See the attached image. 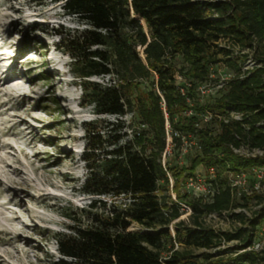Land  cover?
<instances>
[{"label":"trees","instance_id":"obj_1","mask_svg":"<svg viewBox=\"0 0 264 264\" xmlns=\"http://www.w3.org/2000/svg\"><path fill=\"white\" fill-rule=\"evenodd\" d=\"M54 1H62L63 10L86 25L75 33L56 31V45L70 57V71L80 80L81 104L92 106L98 115L133 112L144 126L134 128L119 118L103 125L84 124L81 158L87 173L80 191L126 201L107 205L92 199L85 210L88 225L53 234L62 256L54 264H264V247L248 248L264 221V190L250 196L261 205L245 226L222 231L204 223L208 214L238 206L226 173L264 168V0ZM220 37L253 49L257 65L244 77L235 74L220 96L199 105L197 85L209 79L213 67L222 62L238 73L246 56L231 57L228 49L215 43ZM177 58L183 63L178 68ZM177 74L182 81H177ZM100 75L112 79L106 83L89 79ZM149 78L146 95L132 97L136 80ZM190 107L196 113L232 109L247 115L244 125L220 121L215 128L197 127L198 116L184 114ZM166 121L172 130L197 138L199 152L187 166L162 164ZM241 145L261 149L263 155L235 153L233 148ZM199 165L214 169V177H207L214 189L209 200L180 191ZM179 202L191 210L188 223L177 220L182 213ZM233 216L244 220L242 213ZM132 223L153 230H128ZM174 239L205 249L231 240L238 243L223 253L196 255L174 249ZM163 250L168 255L162 256Z\"/></svg>","mask_w":264,"mask_h":264},{"label":"rangeland","instance_id":"obj_2","mask_svg":"<svg viewBox=\"0 0 264 264\" xmlns=\"http://www.w3.org/2000/svg\"><path fill=\"white\" fill-rule=\"evenodd\" d=\"M85 27L80 19L63 10L62 1L0 0V264H54L62 256L53 234H69L71 226L88 225L85 210L92 199H100L107 205L126 201L123 197L92 196L80 191L87 173L81 158L84 124L103 125L119 118L134 128L144 127L133 112L121 117L98 115L92 106L81 104L80 80L70 71V57L56 45V31L75 33ZM248 53L254 57L253 51ZM176 62L177 68L183 65L179 58ZM212 71L214 77L234 72L222 62ZM89 79L106 83L112 77L100 75ZM151 79L136 80L131 88L132 97L145 96L151 88ZM223 91L222 87L214 95L196 93L195 101L203 105ZM204 124L216 127L213 119L200 122ZM187 141L191 144L186 152L181 154L180 147L172 151L168 159L171 164L187 166L198 154L197 138L189 136ZM240 152H248L245 145ZM195 172L205 190L195 193L192 187L181 186L180 191L209 200L212 192L207 183L208 172L202 165ZM243 173L241 177L234 172L225 174L229 184H236L234 199L238 206L207 215L206 225L232 231L245 226V221L259 208L261 201L250 196L256 186L258 193H262L264 176L260 179L251 170ZM182 212L179 219L188 223L187 212ZM233 213H242L244 220H238ZM169 228L174 234L175 226L171 224ZM128 230L153 229L132 223ZM237 243L231 240L205 249L187 245L183 239L173 240L174 248L196 255L223 253ZM253 243L257 249L264 247V221L256 228ZM161 254L166 256L168 252L163 250Z\"/></svg>","mask_w":264,"mask_h":264},{"label":"built area","instance_id":"obj_3","mask_svg":"<svg viewBox=\"0 0 264 264\" xmlns=\"http://www.w3.org/2000/svg\"><path fill=\"white\" fill-rule=\"evenodd\" d=\"M218 47L220 48H226L230 51V56L231 57H235V56H240L242 54H245V58L243 60V62L239 65V71L238 73H231L229 75L226 76H219V77H214L213 76V71H211L209 79L206 80L203 83H200L197 85V93L201 94V95H214L216 92L217 88H222L227 80H229L230 78H232L235 74L239 77H244L246 76L249 71L257 65L256 61L254 60V57H252L248 51L251 50L253 51V49H251L250 47H241L238 43L234 42L233 40L229 39V37H220L216 42ZM181 75L177 74L176 75V79L177 81H182L181 79ZM189 101V100H188ZM189 105H192V102H189ZM185 115L187 116H192V115H197L198 119H199V123H196L195 126L200 127V122H207V121H211L212 119L215 120L216 122H223V123H228L231 121H237V122H241L242 125H244L243 123V119L246 117V113L245 112H241V111H236V110H226L223 113H217V112H211L208 110L205 111H201V112H195L194 109H192L191 107L189 109H187L184 112ZM189 136H193L191 134L189 135H183L181 134L179 131L177 130H172L168 124V122H165V147L162 151L161 154V158H162V164L165 165V163L168 161V159L171 157L172 155V151L175 148H179V150H181V154H183L184 152H186L187 147L190 146V142L187 141V137ZM177 139H179V142H177ZM242 146V145H241ZM240 146V147H241ZM248 152L247 153H242L240 152V147L239 148H233V151L235 153H238L240 155L243 156H255V155H263V151L261 149L258 148H249L247 145H245ZM264 168L262 167H252L251 171L253 172H257L258 176L260 177V179L263 178L264 176ZM208 178H213L214 177V169L210 168L208 171ZM237 177H241L244 175L243 172L241 173H235ZM173 180L170 177V187L172 186ZM207 183L209 184L208 187L210 188L212 195L214 193V189L211 186V183H209L207 181ZM232 187H235L236 184L231 183L230 184ZM185 187H192V189L195 191V193L197 191L201 192L203 190H205V188L202 187V185L200 184V179L198 177V175H196L195 172V176H191L189 177L186 182L184 183ZM255 190L257 192H260L259 187L256 186L254 187ZM173 200H176L175 194L171 191L170 192ZM179 206H180V211H186L187 214L189 215L191 210L190 208L185 205L184 203L179 202ZM183 213V212H182ZM181 213V214H182ZM212 214V213H210ZM209 215V214H208ZM181 216V215H180ZM179 216V218H180ZM177 220H180V219ZM231 231V230H230ZM258 246H254V243H252L251 247H248L249 249L252 248L254 250H259L257 249ZM174 248V247H173ZM176 249V248H174ZM168 255V254H167ZM163 263V262H162Z\"/></svg>","mask_w":264,"mask_h":264}]
</instances>
